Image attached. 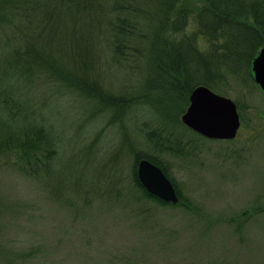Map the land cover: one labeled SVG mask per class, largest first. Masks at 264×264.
Segmentation results:
<instances>
[{
	"label": "rangeland",
	"instance_id": "rangeland-1",
	"mask_svg": "<svg viewBox=\"0 0 264 264\" xmlns=\"http://www.w3.org/2000/svg\"><path fill=\"white\" fill-rule=\"evenodd\" d=\"M104 71L112 96L122 78L128 94L139 78ZM220 85L216 93L237 107L236 136L195 142L188 130L196 143L188 155L150 149L148 107L118 117L94 114L64 89L46 96L47 123L62 146L58 170L44 184L0 163V264H264V94L252 73L249 82L228 77ZM135 151L167 165L184 204L163 205L137 189Z\"/></svg>",
	"mask_w": 264,
	"mask_h": 264
},
{
	"label": "trees",
	"instance_id": "trees-1",
	"mask_svg": "<svg viewBox=\"0 0 264 264\" xmlns=\"http://www.w3.org/2000/svg\"><path fill=\"white\" fill-rule=\"evenodd\" d=\"M262 46L264 0H0V163L49 183L62 146L44 109L46 96L61 89L88 101L94 114L148 107L155 113L143 130L150 149L188 155L208 139L180 122L191 90L203 84L219 92L228 77L249 82ZM101 70L139 78L130 94L122 90L128 76L117 78L123 84L112 96ZM142 158L168 176L167 165L153 152H133L135 186L164 205L138 180ZM74 186L87 194L79 179Z\"/></svg>",
	"mask_w": 264,
	"mask_h": 264
},
{
	"label": "water",
	"instance_id": "water-1",
	"mask_svg": "<svg viewBox=\"0 0 264 264\" xmlns=\"http://www.w3.org/2000/svg\"><path fill=\"white\" fill-rule=\"evenodd\" d=\"M251 72L264 94V46L251 60ZM181 120L189 129L208 139H233L240 125L235 102L205 85H197L191 90L189 105ZM136 171L138 180L149 193L165 202H178L175 187L158 165L142 158Z\"/></svg>",
	"mask_w": 264,
	"mask_h": 264
}]
</instances>
